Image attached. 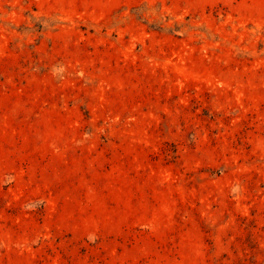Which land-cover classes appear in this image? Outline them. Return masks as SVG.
Here are the masks:
<instances>
[{
	"label": "rangeland",
	"instance_id": "obj_1",
	"mask_svg": "<svg viewBox=\"0 0 264 264\" xmlns=\"http://www.w3.org/2000/svg\"><path fill=\"white\" fill-rule=\"evenodd\" d=\"M0 264H264V0H0Z\"/></svg>",
	"mask_w": 264,
	"mask_h": 264
}]
</instances>
